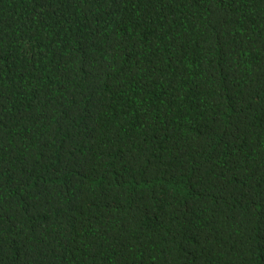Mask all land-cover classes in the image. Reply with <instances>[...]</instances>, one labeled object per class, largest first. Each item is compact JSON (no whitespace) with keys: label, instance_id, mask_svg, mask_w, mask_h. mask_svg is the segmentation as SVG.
I'll list each match as a JSON object with an SVG mask.
<instances>
[{"label":"trees","instance_id":"obj_1","mask_svg":"<svg viewBox=\"0 0 264 264\" xmlns=\"http://www.w3.org/2000/svg\"><path fill=\"white\" fill-rule=\"evenodd\" d=\"M0 264H264V0H0Z\"/></svg>","mask_w":264,"mask_h":264}]
</instances>
